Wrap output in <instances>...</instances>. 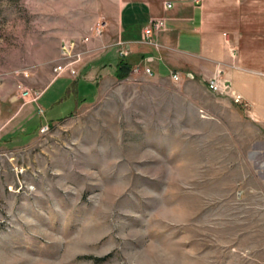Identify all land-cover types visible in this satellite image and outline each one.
<instances>
[{"label": "rangeland", "instance_id": "1", "mask_svg": "<svg viewBox=\"0 0 264 264\" xmlns=\"http://www.w3.org/2000/svg\"><path fill=\"white\" fill-rule=\"evenodd\" d=\"M120 1L0 0V264H264V124L200 81L87 74Z\"/></svg>", "mask_w": 264, "mask_h": 264}, {"label": "crops", "instance_id": "2", "mask_svg": "<svg viewBox=\"0 0 264 264\" xmlns=\"http://www.w3.org/2000/svg\"><path fill=\"white\" fill-rule=\"evenodd\" d=\"M164 1L172 4L167 10ZM151 19L163 21V27L152 33L156 45L140 41L141 31ZM116 35L127 43V53L119 55V46L111 45L96 56L97 67L87 74L97 71L99 80L109 72L114 77L120 57L130 64V72L147 66L152 76L176 72L178 81L195 80L204 85L219 69L221 77L247 103L256 122L264 124V0H202L200 4L191 0H121L103 32L108 42ZM72 81L65 96L69 94L75 109L79 83L93 82L75 81L72 87ZM8 139L12 137L1 140Z\"/></svg>", "mask_w": 264, "mask_h": 264}, {"label": "built area", "instance_id": "3", "mask_svg": "<svg viewBox=\"0 0 264 264\" xmlns=\"http://www.w3.org/2000/svg\"><path fill=\"white\" fill-rule=\"evenodd\" d=\"M191 1L193 4H200L202 0H191ZM162 6L165 10H167L172 6V4L170 1H164ZM105 25H106L105 20L96 21L94 24L88 27L87 33L89 35L83 36L81 41L82 42L88 41L90 39L89 36H99L102 30L104 29ZM162 27H163V21L161 19L149 20V22L143 27L141 31L140 41L142 43L156 45V43L152 39V33L154 31L161 29ZM72 44H73L72 41L69 42V40H66V41L62 40V43L59 45V51L61 52V54L63 55L67 51L70 52L71 49L69 47L72 46ZM112 45L119 46L118 48L119 55H125L127 53V43L126 42L117 40ZM79 60L80 59L77 56L75 62ZM53 70L56 73V75L64 74L68 76H75L77 73L76 72L77 66L74 63L72 64V62L63 64V65L58 64L53 68ZM142 70L144 73L151 75L149 67L144 66ZM220 73H221L220 70L217 69L213 73V75H211L209 78L205 80L206 88L212 93L227 95L229 96L231 101L235 103V105H238L241 108H246L247 103L244 101L242 96L231 87L230 83L226 79L221 77ZM185 76L188 79L192 78L191 74H185ZM169 77L174 81H178L180 79V76L176 72H170ZM24 93L27 94L26 91H24ZM35 94L38 95L39 92ZM45 131H47L46 125L40 128L41 133Z\"/></svg>", "mask_w": 264, "mask_h": 264}, {"label": "trees", "instance_id": "4", "mask_svg": "<svg viewBox=\"0 0 264 264\" xmlns=\"http://www.w3.org/2000/svg\"><path fill=\"white\" fill-rule=\"evenodd\" d=\"M130 69H131L130 64L127 61H125L122 57H120L115 64V69L113 72L114 78L117 80L125 78L129 74ZM83 85H84V87H87V86L93 87V84H87V83L85 84L84 83V84H82V86ZM76 93H79V92L77 91ZM84 100H86V97L80 95V97L76 101L78 103V102H82Z\"/></svg>", "mask_w": 264, "mask_h": 264}]
</instances>
